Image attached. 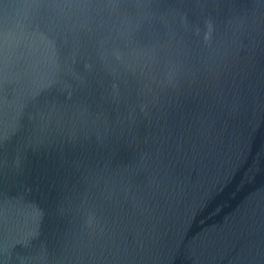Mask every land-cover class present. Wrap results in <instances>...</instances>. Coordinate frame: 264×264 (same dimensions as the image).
I'll list each match as a JSON object with an SVG mask.
<instances>
[{
    "label": "water",
    "instance_id": "obj_1",
    "mask_svg": "<svg viewBox=\"0 0 264 264\" xmlns=\"http://www.w3.org/2000/svg\"><path fill=\"white\" fill-rule=\"evenodd\" d=\"M0 264H264V0H0Z\"/></svg>",
    "mask_w": 264,
    "mask_h": 264
}]
</instances>
